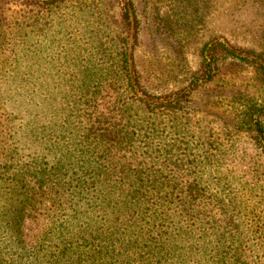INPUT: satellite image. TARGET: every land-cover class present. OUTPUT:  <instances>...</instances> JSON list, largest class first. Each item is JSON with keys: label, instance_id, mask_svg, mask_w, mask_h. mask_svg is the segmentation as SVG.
Here are the masks:
<instances>
[{"label": "trees", "instance_id": "obj_1", "mask_svg": "<svg viewBox=\"0 0 264 264\" xmlns=\"http://www.w3.org/2000/svg\"><path fill=\"white\" fill-rule=\"evenodd\" d=\"M123 1L121 34L78 54L38 41L39 11L57 14L64 0H24L38 9L32 24L25 12L8 20L0 4V264H264V102L252 96L223 135L193 143L183 97L228 61L252 67L264 95V53L243 57L213 39L188 86L159 97L133 57L144 96L180 97L149 103L133 88L135 6ZM250 216L261 242L253 247L239 222Z\"/></svg>", "mask_w": 264, "mask_h": 264}, {"label": "rangeland", "instance_id": "obj_2", "mask_svg": "<svg viewBox=\"0 0 264 264\" xmlns=\"http://www.w3.org/2000/svg\"><path fill=\"white\" fill-rule=\"evenodd\" d=\"M24 0H6L4 6L6 17L12 20L25 12L33 20L37 7H26ZM40 5L55 0H28ZM185 1V9L181 3ZM64 6L57 14L50 15L39 11L40 23L37 29L41 33L40 42L46 38H56L60 46L69 48L72 53H84L94 50L98 45H107V35L121 34V16L126 6L123 0H64ZM130 31L127 45L130 76L134 85L136 67L143 76V85L152 89L155 95L176 92L187 87L194 74L200 72L204 45L218 38L222 43L236 47L237 53L244 57V50L264 53V7H259L254 0H129ZM160 11L155 19L154 7ZM139 30H136V19ZM160 20H163L164 23ZM158 24L161 30H158ZM34 28V26H32ZM138 35V44L135 39ZM32 39V51L35 50V38ZM103 39V40H102ZM102 41L100 43L99 41ZM48 47L43 46L46 50ZM135 62H134V58ZM253 58V57H251ZM264 65V60H259ZM45 64L44 67H47ZM106 66V65H104ZM255 70L250 66L232 65L229 61L220 66L218 78L213 82L198 87L193 85L183 94L186 97L188 113L192 117L191 133L196 134L193 143L199 141L200 133L213 132L223 135L224 127L233 123L236 113L241 111V104L256 96L259 103L264 102L258 88ZM158 88V91L153 89ZM136 95L149 103L161 104L176 102L178 96L166 99L146 97L138 88L133 87ZM264 123V118H263ZM209 142L208 139L205 140ZM203 142V141H202ZM249 153H255L248 149ZM238 157V156H235ZM232 164L237 161L231 160ZM253 203V202H252ZM251 203V204H252ZM250 218L239 219L242 241L250 246L261 244L254 234L257 223ZM223 219V218H221ZM260 226L264 229V221ZM227 242L239 241V233H234Z\"/></svg>", "mask_w": 264, "mask_h": 264}, {"label": "water", "instance_id": "obj_3", "mask_svg": "<svg viewBox=\"0 0 264 264\" xmlns=\"http://www.w3.org/2000/svg\"><path fill=\"white\" fill-rule=\"evenodd\" d=\"M134 85H135V81H134Z\"/></svg>", "mask_w": 264, "mask_h": 264}]
</instances>
